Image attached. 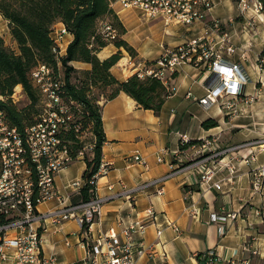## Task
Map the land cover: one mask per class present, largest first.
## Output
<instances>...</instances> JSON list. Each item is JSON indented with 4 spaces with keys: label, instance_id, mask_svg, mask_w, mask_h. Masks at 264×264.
I'll list each match as a JSON object with an SVG mask.
<instances>
[{
    "label": "crops",
    "instance_id": "crops-1",
    "mask_svg": "<svg viewBox=\"0 0 264 264\" xmlns=\"http://www.w3.org/2000/svg\"><path fill=\"white\" fill-rule=\"evenodd\" d=\"M113 11L125 29L121 39L134 48L137 53L135 60L144 64L158 61L162 54L160 45L174 48L200 33L197 28L178 25L166 27L160 20L145 21L139 11L123 10L118 5L113 7ZM211 16L227 22L230 19L237 20L239 12L233 0H221ZM137 22L161 24L164 29L161 30L160 40L149 45L147 41L151 38L144 35ZM227 27L232 41L237 45L244 44L247 35L242 34L241 22L235 21ZM72 38V35L68 36L67 44ZM9 42L12 49H16L10 33ZM262 49L264 32L257 27L253 45L248 50V59L242 62L249 78L246 90L253 97V102L239 104L232 116L225 114L218 106L203 108L198 104V99L205 95L202 86L205 75L203 69L186 64L177 68V76L170 81L174 91L157 114L140 108L124 92L101 102L106 137L102 147V162L110 167L109 172L97 182V195L105 197L123 189L134 190L145 182L164 176L171 171L170 165L174 162L175 154H179L184 162H189L193 145L180 150L181 134H185L189 140H199L198 144L204 140L215 141L214 144L221 149L264 138V86H259V79H264V74L256 69ZM116 51L117 48L110 44L97 57L105 60ZM237 58L232 57V60L236 61ZM124 59L122 57L111 69L112 75L119 81L134 74L128 64L131 57L127 54L125 63L122 62ZM72 65L78 70L91 69L87 63L73 62ZM152 67L159 68L157 64ZM261 83L264 84V81ZM188 93L191 97H187ZM207 119L215 120L218 126L204 130L201 123ZM252 151L251 146H244L226 156L225 161L231 160L236 171L230 173L220 168L215 173L212 181L221 186L220 190L200 185L197 171L189 169L160 185L111 199L102 206L99 219L92 227L94 233L98 236L107 228L116 226L120 218L135 217L148 206H153L157 219L147 227L141 239L145 247L153 246L152 257L141 259L139 264H200L198 258L210 250L221 257L215 264H246L247 260L249 264H264L250 254L253 239L264 240V189L254 192L251 188V171L264 166V152L256 153L251 166L240 162ZM136 153L145 160L146 166L129 160ZM158 158L162 161L158 162ZM85 167L83 157L76 156L61 170L54 179L56 195L39 203L37 212L45 214L73 205L77 193L71 183L82 179ZM108 185H113L111 191ZM160 187L163 188V194L158 195L156 191ZM232 213L237 215L235 219L226 217ZM172 224L177 226L178 232L171 228ZM40 227L44 264H76L85 257V248L78 236L80 228L74 220L55 224L48 218L40 223ZM157 229L161 230L159 237L156 235Z\"/></svg>",
    "mask_w": 264,
    "mask_h": 264
},
{
    "label": "built area",
    "instance_id": "built-area-1",
    "mask_svg": "<svg viewBox=\"0 0 264 264\" xmlns=\"http://www.w3.org/2000/svg\"><path fill=\"white\" fill-rule=\"evenodd\" d=\"M221 0H108L110 8L115 5L121 9H133L140 12L145 21L160 20L168 27L178 25L185 28H197L200 33L187 42L170 48L160 45L162 54L156 62L158 69L140 61L129 60V66L138 78L152 76L160 80L167 88L169 95L174 91L170 85L173 73L182 65L201 68L204 72L202 86L205 95L198 99L203 108L218 106L228 116L237 112L241 103L250 104L253 97L247 93L249 78L242 62L248 59V50L253 45L256 35V22L264 24V0H236V8L242 25V34L247 35L244 44H235L227 26L233 24L234 19L227 22L211 16L214 8ZM234 2V0H233ZM105 40L114 41L119 33L109 20L102 19L96 28ZM71 35L62 22L54 23L50 28L53 42L52 51L59 59L66 54L67 38ZM12 49V47L10 46ZM15 49V48H14ZM238 56L236 61L232 57ZM256 69L264 74V60H257ZM32 79L39 91V102L42 113L38 114L37 123L27 127L23 133L9 125L6 116L0 110V263L2 264H44L41 248L40 223L51 219L55 224L67 220H74L79 228L78 234L81 244L85 248V257L76 264H139L145 257H152L153 246L145 247L141 239L147 227L155 223L157 212L153 206L145 208L141 214L132 218H120L116 226L94 233L92 227L99 219L102 206L120 195H127L138 189L157 186L179 173L195 169L199 175L200 185H209L216 190L221 186L212 181L220 168L230 173L236 171L231 160L225 161L229 154H233L244 146H251L252 152L240 162L249 166L255 160L256 153L264 152V138L242 143L228 148H218L212 140H204L193 145L190 149L191 160L184 162L179 154H175L171 163V171L164 176L145 182L134 190H125L105 197L97 195V182L109 172L110 165L101 162L95 174V190L92 198L80 204L57 208L45 214L38 213L36 206L56 195L55 176L65 169L72 161L66 142L62 134L68 130L69 123H73L76 132L79 126L72 120L71 107L61 97L63 76L60 71L55 73L49 66L39 64L32 71ZM264 79L260 78L261 83ZM19 86V91L17 87ZM14 88L10 100L17 104L23 97L21 86ZM187 97H191L188 93ZM180 143L185 145L189 139L185 134L179 136ZM92 148V147H91ZM80 149L77 157H83ZM130 161L146 166L145 160L138 154L129 157ZM162 159L158 158V162ZM83 179L71 183L78 193L84 185ZM108 190L113 185H108ZM251 188L254 192L264 189V166L253 168L251 171ZM163 194V188L156 191ZM226 217L235 219V213ZM224 220L223 217H217ZM215 219V217H214ZM171 228L178 232L175 225ZM156 235H161L157 229ZM66 245L69 246L68 241ZM250 254L264 263V240L253 239ZM205 264H215L220 256L210 250L201 255ZM166 259V255H164ZM249 264V260L246 261Z\"/></svg>",
    "mask_w": 264,
    "mask_h": 264
},
{
    "label": "trees",
    "instance_id": "trees-1",
    "mask_svg": "<svg viewBox=\"0 0 264 264\" xmlns=\"http://www.w3.org/2000/svg\"><path fill=\"white\" fill-rule=\"evenodd\" d=\"M0 15L7 22L11 38L16 49L8 48L0 36V110L6 116L9 125L23 133L27 127L34 126L38 120L36 104L39 102V91L32 79V71L39 65L49 66L55 73L60 71L63 76L61 97L71 107L72 113L79 118L75 122L79 128L91 127L94 136L92 158L83 156L85 170L82 179L85 181L80 191L73 197L74 204L89 201L95 190L94 176L102 162V147L106 142L101 117V102L115 98L120 92L126 93L142 109L151 110L157 114L169 96V91L159 79L146 76L138 78L131 75L124 81L116 79L111 69L121 59L120 51L105 60H99L97 54L109 44L117 49H125L132 58L137 53L126 41L121 39L125 29L108 0H0ZM109 20L111 26L119 33V37L110 42L97 33L99 20ZM56 22H62L72 35L66 54L59 59L52 51L53 42L50 28ZM102 56V54L100 55ZM264 60V49L261 50L258 61ZM73 62L91 65V69L78 70ZM153 66L156 62H146ZM177 72L173 73L175 78ZM20 85L29 104L21 109L10 100L14 88ZM97 89V95L94 94ZM228 117V116H227ZM218 126L213 119L201 123V128L209 130ZM70 155L76 158L81 146L73 123L62 134ZM199 140H190L180 150L188 149L198 144ZM188 187L185 188L187 190ZM200 264H205L198 258Z\"/></svg>",
    "mask_w": 264,
    "mask_h": 264
},
{
    "label": "rangeland",
    "instance_id": "rangeland-1",
    "mask_svg": "<svg viewBox=\"0 0 264 264\" xmlns=\"http://www.w3.org/2000/svg\"><path fill=\"white\" fill-rule=\"evenodd\" d=\"M236 0H234V4H235ZM236 5V4H235ZM236 13V12H235ZM217 18V17H216ZM237 21H241L240 18L238 17L237 18ZM140 23V22H137V24ZM256 24V27H259L261 29L262 32H264V24L262 23H255ZM8 28V25H7V22L3 19V17L0 15V36L4 39V41L6 42V46L8 48H10V42H9V30L7 29ZM140 30L144 31V35L147 34L149 35V37L151 38L150 41H147L149 45L153 44V43H157L159 40H160V35H161V30L164 29L162 27L161 24H153V23H140V27H139ZM185 34V32H184ZM110 45V44H109ZM115 47L114 44H111ZM12 47V46H11ZM120 51L121 53V56L124 57L125 59L122 61V62H126L127 61V54L129 55V53L123 49V48H120V49H117L116 52ZM115 52V53H116ZM130 56V55H129ZM121 57V58H122ZM131 57V60L132 61H135V58H132ZM121 60V59H120ZM119 60V61H120ZM261 84V85H259ZM257 85L259 86H264V84L262 83H259ZM256 85V86H257ZM21 90L23 91L22 87H21ZM17 91H19V89H17ZM94 94L97 95V89H94ZM29 100L27 98V96L24 94L23 92V97H21L19 99V102L16 104V107L18 109H21L25 106H27L29 104ZM213 107V106H211ZM35 110H37V114L39 113H42V104L40 102H38L35 106ZM72 120L74 122H79V118L75 117V115L72 113ZM80 127V126H79ZM77 136H78V139H79V144L81 146V149L83 150L84 155H87L88 158H92V146H93V142H94V136L91 132V127H87V128H79L78 132H77Z\"/></svg>",
    "mask_w": 264,
    "mask_h": 264
},
{
    "label": "bare ground",
    "instance_id": "bare-ground-1",
    "mask_svg": "<svg viewBox=\"0 0 264 264\" xmlns=\"http://www.w3.org/2000/svg\"><path fill=\"white\" fill-rule=\"evenodd\" d=\"M17 88L19 89V86Z\"/></svg>",
    "mask_w": 264,
    "mask_h": 264
}]
</instances>
